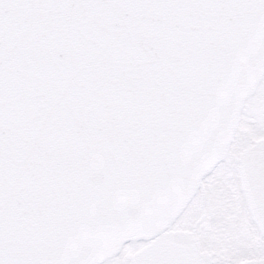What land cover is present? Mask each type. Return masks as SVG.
<instances>
[{"label": "snow or ice", "instance_id": "snow-or-ice-1", "mask_svg": "<svg viewBox=\"0 0 264 264\" xmlns=\"http://www.w3.org/2000/svg\"><path fill=\"white\" fill-rule=\"evenodd\" d=\"M0 264H264V0H0Z\"/></svg>", "mask_w": 264, "mask_h": 264}]
</instances>
